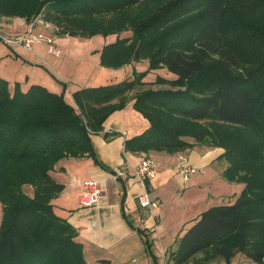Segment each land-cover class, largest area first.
Listing matches in <instances>:
<instances>
[{
  "label": "trees",
  "instance_id": "16d2710c",
  "mask_svg": "<svg viewBox=\"0 0 264 264\" xmlns=\"http://www.w3.org/2000/svg\"><path fill=\"white\" fill-rule=\"evenodd\" d=\"M0 17L42 19L57 36L116 34L100 52L106 67L147 60L117 83L75 90L73 103L64 83L61 93L10 90L0 77V264H88L75 227L53 210L64 184L50 171L63 158L97 163L90 134L129 99L149 125L125 151L219 147L222 178L243 183L233 203L209 206L183 231L172 264L237 254L264 264V0H0Z\"/></svg>",
  "mask_w": 264,
  "mask_h": 264
},
{
  "label": "crops",
  "instance_id": "0c3cea01",
  "mask_svg": "<svg viewBox=\"0 0 264 264\" xmlns=\"http://www.w3.org/2000/svg\"><path fill=\"white\" fill-rule=\"evenodd\" d=\"M37 19L27 23L20 17H0V77L7 80L10 90L15 82H19L22 90H26L31 84H39L49 91L61 93L63 88L58 86L60 80L42 64L48 61L55 67L57 61L63 62L59 49V53L53 56L48 54V47L41 43L43 41L34 43L33 46L37 44V49L34 50L33 46L32 49H26L20 44H6L2 40L3 36L9 37L41 27L42 25L36 24ZM39 48L45 51L41 52ZM41 64L48 73L41 68ZM59 66L57 70L60 69ZM119 68L125 71L120 80L125 79L131 77L133 70H145L147 60L132 62ZM157 72L166 75L164 70ZM150 74L153 75L151 72L148 75ZM71 96L66 87L64 97L73 103ZM148 125V120L134 109L133 100L129 99L124 108L115 110L105 119L102 132L90 134L97 163L90 156L63 158L50 171L54 180L64 184V189L51 201L53 210L75 227L76 240L81 243L83 257L88 264H99L100 260H106L108 264H172L169 252L175 249L178 238L198 214L210 205L194 213L187 208L183 196L193 192L195 194L200 189L206 199L213 196L210 185L213 182L209 180L212 175L206 169L216 160H222L219 155L223 149L194 144L174 153L125 151L124 140L141 133ZM104 133L109 134V137H105ZM140 154L149 155L158 163L155 177L147 182L149 196L159 201L158 208L154 209L155 224L153 217L144 213L137 202L142 187L133 176L132 165ZM180 157L187 164L198 168L187 181H183L178 173ZM225 167L226 164L220 165L221 173ZM214 177L218 180L217 174ZM87 179L97 181L102 189L98 202L88 207L80 203L83 194L81 182ZM222 179L218 180V184L222 185L223 192H227L228 199L216 203H233L243 188V183ZM215 194L216 200L220 199L221 194ZM125 215L131 224L126 221ZM141 220L155 225L154 229L144 230L146 236L137 231V228L143 229ZM231 264L238 263L233 259Z\"/></svg>",
  "mask_w": 264,
  "mask_h": 264
},
{
  "label": "rangeland",
  "instance_id": "374dc122",
  "mask_svg": "<svg viewBox=\"0 0 264 264\" xmlns=\"http://www.w3.org/2000/svg\"><path fill=\"white\" fill-rule=\"evenodd\" d=\"M35 22L36 24H40L38 21ZM43 26L44 25H42L41 27H35V30H33L32 32L41 33L44 36L46 35L53 38L52 43H48L47 41H43L41 43L44 44L46 47L52 45L53 47L59 49L61 51V57L64 58V61L63 62L57 61V66L55 65V67H52L50 63H48V61H44L43 63L42 62L41 63L45 65L58 80H60L59 81L60 83L58 85L60 89L63 88V83L65 84V89L66 87L69 88L70 96H71V92H73L77 88L112 84L123 80V79L120 80V78H123L122 77L123 74H125V71L122 70V68L115 69L111 67H106L103 66L100 62V52L102 47L104 46L105 43H109L115 40L117 38L116 34L113 33L108 35L96 34L89 38L70 36V35L56 36V28L53 25H51L50 27H43ZM18 34H23V33H18ZM128 34H130V32L126 31L123 32L120 36L128 35ZM16 35L9 36L6 38H14ZM3 37L2 40L5 42ZM5 43L7 44V42ZM36 45L37 44L33 46V48L35 47L34 50L37 49ZM43 50L44 49L39 48V51L43 52ZM48 54L54 56V54L52 53H48ZM42 64H41V68H43L48 73V70H46L42 66ZM58 66L60 67L59 70H57ZM158 71L161 70L158 69ZM171 75L172 74L168 72V76ZM66 83H68L67 86ZM154 87H157V85ZM60 89L58 90L60 91ZM221 164H226V161L224 159H222L221 161L216 160L215 163L209 164L206 169L207 173H210L212 175V177L209 178V180L213 182L210 183V185H212L211 190H213L212 192L214 193L212 194L213 195L212 197L206 199L201 189L195 191L196 192L195 194L193 192L187 196L185 195L183 196V200L186 202L185 204L187 208H189V210L192 209L191 212L195 213L197 212V210L203 209L208 204H210L209 206L219 205L221 203H216V202L228 199V197L226 196L227 192H223V189L221 187L222 185L218 184V180L222 179L220 172ZM214 174L215 175L217 174L218 180L215 179ZM202 176H205V174H202ZM204 186L207 187L209 185L204 184ZM203 189H205V187H203ZM215 192L221 194L220 199L216 200V198L214 197L216 195ZM0 218H1V205H0ZM234 260H236L238 264H256L255 262L250 261L241 254H237L234 257Z\"/></svg>",
  "mask_w": 264,
  "mask_h": 264
},
{
  "label": "built area",
  "instance_id": "2783aa9c",
  "mask_svg": "<svg viewBox=\"0 0 264 264\" xmlns=\"http://www.w3.org/2000/svg\"><path fill=\"white\" fill-rule=\"evenodd\" d=\"M44 27H49V23L44 22L42 19L37 20ZM7 43H17L22 45L26 49H32L34 43L39 41H47L48 43L53 42V38L49 36H44L41 33H33L32 31L25 32L23 34H18L14 38L3 37ZM48 52L53 54H58L59 51L52 45L48 46ZM180 163L178 164V173L183 181H187L189 177L194 174L198 168L193 167L186 163L183 157H180ZM133 176L136 178L138 183L142 187V192L137 197L138 206L147 215H151L154 219V224L156 221V212L159 206V201L157 199H152L149 196V191L147 188V182L155 177L158 169L157 161L149 155L140 154L133 161ZM83 194L81 195L80 203L82 206H93L98 202V199L102 193L100 184L95 180H83L82 182ZM143 222V230L155 227L154 224L149 225L145 221Z\"/></svg>",
  "mask_w": 264,
  "mask_h": 264
}]
</instances>
